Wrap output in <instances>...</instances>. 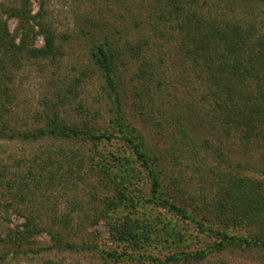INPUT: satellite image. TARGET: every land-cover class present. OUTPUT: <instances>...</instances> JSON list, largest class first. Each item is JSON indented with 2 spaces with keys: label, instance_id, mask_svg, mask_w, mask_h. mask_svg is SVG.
<instances>
[{
  "label": "trees",
  "instance_id": "trees-1",
  "mask_svg": "<svg viewBox=\"0 0 264 264\" xmlns=\"http://www.w3.org/2000/svg\"><path fill=\"white\" fill-rule=\"evenodd\" d=\"M50 1L0 0V140L49 138L53 143L33 155L23 171L0 169L7 210L81 175L108 190L91 224L105 221L111 238L121 243L122 251H101L116 261L242 264L219 256L230 248L264 256V167L254 169L260 176L252 177L233 169L228 157H222L226 168L202 159L215 154L217 141L264 161V0H90L71 32L56 24ZM38 37L43 45L36 44ZM76 40L89 47L90 69L103 78L115 105L106 127L92 120L84 104L77 107L78 117L63 115L86 79L83 73L54 83L56 101H45L36 113L43 123L23 131L14 127L15 77L27 66L60 65ZM125 67L131 72L127 81L121 73ZM125 89L133 114L163 136L167 156L197 167L210 183V194L181 201L179 188L165 185L161 165L166 155L153 153L123 113ZM67 142L81 143L85 150ZM143 175L150 184L147 199L139 194ZM155 208L168 215L153 217ZM22 214L23 223L0 235L7 251L28 253L37 235L51 240L44 249L80 245L65 234L77 224L70 215L45 221L31 210ZM127 247L144 253L133 255ZM154 250L167 252L158 257ZM45 264L63 263L49 258Z\"/></svg>",
  "mask_w": 264,
  "mask_h": 264
},
{
  "label": "rangeland",
  "instance_id": "rangeland-1",
  "mask_svg": "<svg viewBox=\"0 0 264 264\" xmlns=\"http://www.w3.org/2000/svg\"><path fill=\"white\" fill-rule=\"evenodd\" d=\"M90 0H51L49 7L59 28L62 31L75 29L77 15L85 14V10L89 9ZM34 9H38L37 3ZM263 13L261 10H256ZM17 20L12 18L10 25L12 30L16 27ZM42 37L36 40L37 45H43ZM89 47L83 41L76 40L71 47L67 49L64 61L57 66L44 67L41 65H31L19 72L15 77L14 88L16 97L13 101L11 112V124L18 129L26 130L29 127L43 123V118H36V113L42 110L44 102L52 104L56 99L54 97V83L59 78L74 79L83 73L85 80L71 94V99L68 105L63 110V115L68 118L78 117V105L84 104L85 108L90 110L92 120L99 127H106L110 117L115 109L113 101L107 96L106 90L103 88L104 80L99 78L98 74H94L92 69L91 55ZM169 49L172 50V47ZM86 71V74H84ZM92 72L91 76L90 73ZM121 73L127 81L131 72L128 68H122ZM125 85V84H124ZM123 85V87H124ZM185 95V93H184ZM185 99L188 97L185 95ZM123 113L132 120V123L144 134L147 144L153 153H160L163 150L164 156L161 168H163V179L167 187L176 189L179 200L191 199L192 196L201 198L205 193L210 194V183L206 179H202V174L197 170V167L188 165L181 160H173L172 155L167 156L166 145L162 144L163 136L155 130L150 122L141 119L132 112L130 103V91L126 89L123 95ZM160 116V112L158 113ZM161 117V116H160ZM164 134L168 131L162 130ZM161 137H160V136ZM208 136V135H207ZM166 141V140H164ZM215 141V140H214ZM216 147L215 154L202 156L205 162H210L226 168V162H223L222 157H228L233 169L246 170L245 173L252 177L260 176L254 169L264 167V161L258 159L255 155H247L237 150L236 146L221 145L217 141L214 142ZM52 140L41 139L38 141L16 138L0 140V169L9 168V171H23L29 164V159L36 153L42 152L52 145ZM59 145L55 143L54 146ZM66 146H71L75 149L85 148L81 143H65ZM86 145V144H85ZM87 146V145H86ZM91 146V144H89ZM108 147V146H107ZM104 149H107L106 146ZM212 155V156H211ZM10 174V172H9ZM72 180L68 183L60 182L50 186L45 192L37 193L31 196L30 201L22 207L17 205L10 207L7 210V205L10 204L8 198L0 190V235L8 232L9 228H14L25 221L23 212L36 215L38 219L48 220L54 215H70L72 220L77 224L66 230L67 238L76 240L80 245L75 250H61L57 248L44 249L46 245L52 242L46 235L35 236L36 241L28 247V253L17 252L15 250L4 249L0 246V264H45L46 259H54L63 264H141L136 260L123 259L114 260L111 257L102 254L101 251L118 249L123 250L121 243L115 242L111 238L109 226L102 221L98 224H91L95 214L102 204V199L108 193L103 186L97 185L95 178L89 179L86 182L79 177L72 176ZM96 182V185L94 183ZM139 194L147 199L150 196V184L146 177L142 176V181L139 184ZM151 206V204H150ZM153 211V210H152ZM70 213V214H69ZM153 217L167 216L161 208H155L151 213ZM181 225L187 228L185 222H180ZM190 231H195L194 227L189 228ZM91 243H96L98 248H90ZM131 254L138 255L144 253L127 247ZM167 251L154 250L155 255L163 257ZM139 256V255H138ZM219 256L226 257L230 261L242 264H264V256L260 251L242 250L230 248ZM148 264V263H145Z\"/></svg>",
  "mask_w": 264,
  "mask_h": 264
}]
</instances>
